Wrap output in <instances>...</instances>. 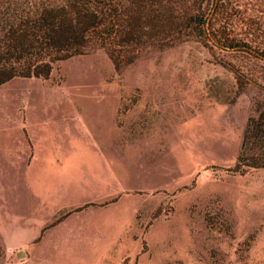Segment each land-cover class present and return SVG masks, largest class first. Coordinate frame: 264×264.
<instances>
[{
    "label": "rangeland",
    "instance_id": "1",
    "mask_svg": "<svg viewBox=\"0 0 264 264\" xmlns=\"http://www.w3.org/2000/svg\"><path fill=\"white\" fill-rule=\"evenodd\" d=\"M218 56L257 84L188 41L1 85L0 264H264V168L235 171L264 65Z\"/></svg>",
    "mask_w": 264,
    "mask_h": 264
},
{
    "label": "trees",
    "instance_id": "2",
    "mask_svg": "<svg viewBox=\"0 0 264 264\" xmlns=\"http://www.w3.org/2000/svg\"><path fill=\"white\" fill-rule=\"evenodd\" d=\"M251 1L0 0V86L15 78L46 80L58 63L96 51H104L120 70L149 51L188 41L232 70L240 88L257 84L218 56L239 54L264 65V4ZM253 143L259 146L250 151ZM260 148L264 154V95L256 102L235 171L264 168V156L256 154Z\"/></svg>",
    "mask_w": 264,
    "mask_h": 264
},
{
    "label": "water",
    "instance_id": "3",
    "mask_svg": "<svg viewBox=\"0 0 264 264\" xmlns=\"http://www.w3.org/2000/svg\"><path fill=\"white\" fill-rule=\"evenodd\" d=\"M16 257L17 259H22L25 257V254L23 253V251H19L16 253Z\"/></svg>",
    "mask_w": 264,
    "mask_h": 264
}]
</instances>
